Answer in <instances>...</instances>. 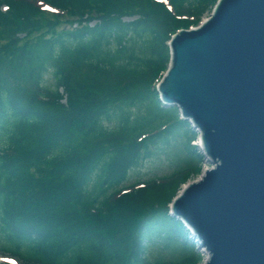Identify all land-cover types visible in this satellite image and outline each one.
<instances>
[{"label":"trees","instance_id":"obj_1","mask_svg":"<svg viewBox=\"0 0 264 264\" xmlns=\"http://www.w3.org/2000/svg\"><path fill=\"white\" fill-rule=\"evenodd\" d=\"M216 2L0 0V250L25 264L202 261L169 204L204 157L156 85L172 35ZM178 137L191 155L172 173L121 188Z\"/></svg>","mask_w":264,"mask_h":264},{"label":"water","instance_id":"obj_2","mask_svg":"<svg viewBox=\"0 0 264 264\" xmlns=\"http://www.w3.org/2000/svg\"><path fill=\"white\" fill-rule=\"evenodd\" d=\"M169 43L157 88L194 122L215 165L182 188L174 214L206 247L203 264H264V0H218Z\"/></svg>","mask_w":264,"mask_h":264},{"label":"rangeland","instance_id":"obj_3","mask_svg":"<svg viewBox=\"0 0 264 264\" xmlns=\"http://www.w3.org/2000/svg\"><path fill=\"white\" fill-rule=\"evenodd\" d=\"M210 12L211 10L206 11V13L203 15V18L204 16L205 17L208 16ZM128 19H131V18H128ZM173 129L176 131H183V128L178 123ZM196 141H198V139ZM153 150H155L153 155L146 158L137 167L131 170L128 180L123 185L129 186L131 184H134L140 181L142 182L148 179L159 178L161 176L170 174L176 169L174 160L177 161L179 156L181 158H184L187 156V154L191 155L190 148H187V147L185 148L184 137H178L177 139H173L171 143L167 145H161V143H158L157 145L153 146ZM175 153H179V156L176 155ZM184 165L185 163L182 165V167ZM180 235H183L182 228H180ZM154 250L156 252L160 251L161 253H164V255H168L166 254L167 250L163 251L159 247H153L150 250L151 257L160 256V255H157L156 253H153ZM0 255H2L1 252H0Z\"/></svg>","mask_w":264,"mask_h":264}]
</instances>
